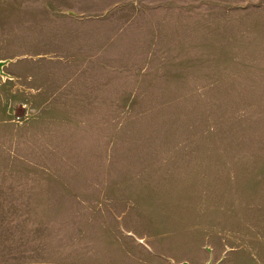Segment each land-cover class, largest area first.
<instances>
[{"label": "rangeland", "instance_id": "1", "mask_svg": "<svg viewBox=\"0 0 264 264\" xmlns=\"http://www.w3.org/2000/svg\"><path fill=\"white\" fill-rule=\"evenodd\" d=\"M0 61V263L264 264V0H0Z\"/></svg>", "mask_w": 264, "mask_h": 264}, {"label": "crops", "instance_id": "2", "mask_svg": "<svg viewBox=\"0 0 264 264\" xmlns=\"http://www.w3.org/2000/svg\"><path fill=\"white\" fill-rule=\"evenodd\" d=\"M43 165V166H40ZM41 168H37V167ZM33 167H36L35 170L42 171H55L65 169L63 166L53 167L49 164H35ZM69 169L74 171L86 170L79 166L68 165ZM67 229H56L47 228L46 231L51 232L53 238L52 247L48 243L44 242L45 246L42 250H53L54 252H69L68 256H60V254H53L51 258H36V259H20V260H11L5 261L0 264H103L99 262H94L92 260V251L93 246L92 242L88 238V231L85 224H79L78 226L66 227ZM48 234L42 235L39 239L45 241V236ZM31 240V239H30ZM37 244L36 242H34ZM39 245V244H38ZM73 252V253H71Z\"/></svg>", "mask_w": 264, "mask_h": 264}, {"label": "water", "instance_id": "3", "mask_svg": "<svg viewBox=\"0 0 264 264\" xmlns=\"http://www.w3.org/2000/svg\"><path fill=\"white\" fill-rule=\"evenodd\" d=\"M5 63H6V61H4V62L0 61V67H2V65H4ZM208 264H210V263H208Z\"/></svg>", "mask_w": 264, "mask_h": 264}]
</instances>
